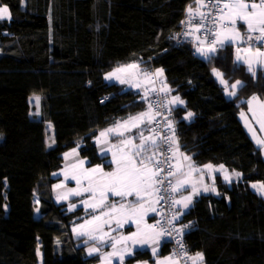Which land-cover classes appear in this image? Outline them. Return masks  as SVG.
Instances as JSON below:
<instances>
[{"label": "trees", "instance_id": "1", "mask_svg": "<svg viewBox=\"0 0 264 264\" xmlns=\"http://www.w3.org/2000/svg\"><path fill=\"white\" fill-rule=\"evenodd\" d=\"M0 4L12 17L0 21V264L97 262L71 231L83 208L69 209L76 199L55 201L54 174L75 146L89 165L111 167L94 136L146 104L138 90L104 75L135 61L148 71L161 68L169 96L184 101L171 105L181 150L196 165L224 164L239 174L230 185L216 175V193L197 195L183 214L193 221L185 234L190 257L203 253V264H264V199L249 189L251 181L264 183V158L238 117L249 97L264 100V69L249 72L232 45L219 47L211 61L193 44L173 45L168 37L194 0ZM213 69L228 84L243 82L236 96L225 97ZM32 95L39 96V116L31 112ZM160 253H169L167 244ZM150 258L148 250H136L125 262Z\"/></svg>", "mask_w": 264, "mask_h": 264}, {"label": "crops", "instance_id": "2", "mask_svg": "<svg viewBox=\"0 0 264 264\" xmlns=\"http://www.w3.org/2000/svg\"><path fill=\"white\" fill-rule=\"evenodd\" d=\"M244 2H250L251 3H257L259 4L260 0H247ZM193 9V11H196L197 4L194 6H189ZM188 7V8H189ZM187 8V9H188ZM201 10V9H200ZM246 25L241 27V22H237V29L241 33V35L244 34L246 31ZM190 37L192 38L193 42L197 43L198 45H195V53L198 55L200 52L196 50L197 48L203 47L205 50L208 49V47H205L204 41L201 39V37L198 35V33L193 30L190 33ZM203 41V43H201ZM226 45H232L234 49V55L235 60L237 57V49H240L239 55L241 57L240 61H237L238 63H242L246 66L248 69L249 64L246 61H252V68L253 72L255 73L258 68L264 69V62L262 63H256L255 57L251 55L250 52L245 51V49L249 47H245L241 44V42H233L231 44ZM206 46H211L207 45ZM251 52L254 53L257 48L260 49V51H264V48L260 47H250ZM201 54V53H200ZM213 53H210V55ZM262 61H264V58H262ZM129 64H136L138 65V68L135 69V76L133 79H130L128 83L121 84L119 80H117L115 77L113 79H106L108 81H113L120 83L125 89L128 88H134L140 92V97L145 101L146 98V89L149 87L148 80L149 76H146L145 73H149L148 70L145 69L143 66L142 61H135V63H129ZM119 67H124V65H117ZM115 66V67H117ZM157 68H155L156 71ZM112 71V70H110ZM110 71H108L110 73ZM107 73H105L104 76H106ZM251 72V73H253ZM120 73V75H119ZM116 75L119 76L121 79H124L127 76V73L124 71L116 72ZM165 81V79H162ZM139 85L137 87L136 85ZM224 94L227 99L232 98L230 95ZM229 96V98H228ZM174 97V96H173ZM252 97H249L247 100V106L241 110L247 111L249 108L252 107H258L259 110H261L262 113H264V100L257 97L256 100H252ZM171 96H169L170 100ZM252 101L251 104L248 103V101ZM145 108L141 110L140 112L131 115L136 116L139 113L142 112H148V104L145 101ZM179 105V104H177ZM240 110V111H241ZM239 111V113H240ZM238 113V117H239ZM150 116H154L152 110L149 113ZM264 115V114H263ZM130 117V116H129ZM128 118V117H127ZM125 119L119 120L121 123H123ZM240 119V117H239ZM258 120L260 122H258ZM241 121V119H240ZM117 122V121H116ZM115 122V123H116ZM252 123V135L247 131L246 127L244 126L243 122L241 121L243 127L249 134V136L252 138L255 145L259 148L261 156L264 158V144H260L257 141H264V118L262 114L260 116L258 115L256 121H250ZM115 123L112 125L101 129L97 132V134L94 136L93 140L95 144L97 145L98 138L100 137V134L102 132H106L107 129L113 128ZM130 126V125H129ZM148 125H141L140 129L133 128L131 132H125L124 136H117L113 135L112 133H106L105 138L106 142L104 143L103 147H98V152L100 156H106L108 160L111 162V167L106 169L102 164H94L89 165V162L86 158H83L80 156L78 146H75L63 153V161H62V167L61 169L54 175L55 182L52 185L53 188V196L55 201L57 202H66L70 199H76V201L73 204H69V209H74L79 206L83 208L84 215L82 217V220L80 222H76L72 226V234L76 238H82V242L79 244L85 245V251L87 255H96L98 256V260L96 263L93 264H121L120 260L117 257H110L109 254L115 252H118L120 254L124 255L123 264H176L174 260H172L168 254H161L160 253V247L162 244V237L161 235H158V233H161L158 229L149 230L145 228V225H151L150 220L152 219L155 212H148V214L144 217L143 222L140 223L138 226L135 222V217H132L131 219L127 218V210L132 206H138L139 204H143L145 208L148 207H155L157 208L158 203H152V201H155L157 198L156 194H153L151 196L145 195L143 200H138L135 196H127L124 198H121L119 196H113L111 192L107 193V199L105 200L104 205L101 208L92 209L87 206V203H96L100 200V191L99 189L96 191L95 196H93V193L90 191H84V189L89 187V180L85 178L86 175L89 174V170L99 167L104 173L113 172L117 165L114 162L113 158V152L117 154V157L121 155L120 148L122 147L121 141L125 139H134V143L139 144L140 140L137 138V132L142 131L143 136L147 137L150 134L154 135L153 132L149 130ZM120 131H124L123 128L120 129ZM155 136V135H154ZM113 145H116V147H113ZM73 149H75V152H73ZM127 147L124 146V151L127 152ZM153 151L156 152V149H153ZM65 153H68L69 155L65 157ZM187 155L185 152H183L180 148V145L178 142H175L174 150H173V157L175 161L176 170L174 173V185L177 184L178 181H186L183 187H180L178 191L176 192V200H182L183 197L191 196V204L189 208L193 204L194 198L197 196V193L193 192V187L197 191L200 189L203 190L204 187H210L211 182L209 181V177L203 175V167H205L206 164L203 165H196L192 158L190 157L189 160H185L184 157ZM81 161L83 163H81ZM183 167V168H182ZM181 168V169H180ZM191 175L195 176L194 180H191ZM217 175V174H216ZM75 176L76 179H73L72 177ZM67 177V178H66ZM204 177V178H203ZM99 179V173L93 174V186L95 187V181ZM205 179V181H204ZM77 180H79V183H77ZM222 180V179H221ZM236 180V179H235ZM206 182V183H205ZM225 182V181H223ZM57 185H61V187H56ZM216 186V185H215ZM77 190L80 192V195H75L70 190ZM201 192L200 194H202ZM67 196L68 199H60L59 197ZM72 205H75V207H71ZM112 205H115L116 211H110ZM121 205L124 206V210H121ZM179 208V213H185L189 210V208L185 209L182 204H177ZM103 213H108V215L102 216ZM96 216H102L101 220H94L93 218ZM183 215H180L179 218H182ZM108 221V223H103V221ZM125 220L127 222H125ZM91 222V223H89ZM118 222L120 226L118 227ZM81 225H83V228H81ZM138 227L140 230V235L135 237L134 239H140L141 237H145L148 239V243L145 244H139L134 243V240H123L122 237H128L132 236L133 233L138 232ZM78 233H88L91 234L94 237L104 236V243H101L99 240L96 239H90L88 234L78 235ZM115 238V239H112ZM115 244V248L112 246ZM91 248H98V252H94L92 254H89V249ZM155 249V252L153 251ZM136 250H148L151 254L150 259H144V260H138L131 263L125 262V260L132 256V254ZM131 252V255H128L127 253ZM197 253L193 254L192 257H195ZM198 264H203L201 261H197Z\"/></svg>", "mask_w": 264, "mask_h": 264}, {"label": "snow or ice", "instance_id": "3", "mask_svg": "<svg viewBox=\"0 0 264 264\" xmlns=\"http://www.w3.org/2000/svg\"><path fill=\"white\" fill-rule=\"evenodd\" d=\"M23 3L24 0H21ZM194 3L197 4L196 11H193L191 7L187 9L189 15V23H191L192 19L199 17L200 21H211L212 27L208 29L209 35L213 38L211 46L205 50L203 47L199 48L198 51L207 57L209 61H211L210 53H215L217 47H224L225 44H231L233 42H242V43H251L254 41H258L262 46H264V0H260L259 4L257 3H245L244 0H228V2L221 4L220 0H208L207 3L204 0H194ZM207 8L208 12H203L200 9ZM212 13H215L214 15ZM11 12L7 5L0 4V21L5 19L10 20ZM241 22V27L246 25V31L244 35H241L239 30L237 29V22ZM213 28L215 31H213ZM197 32L200 31V28L195 29ZM255 33H259L258 35H254ZM203 43V41H201ZM245 51L250 52L253 57H255L256 63H262V58H264V51H260L259 48L256 49L254 53L251 52V48L245 49ZM240 49H237V57L236 60L240 61L241 57L239 55ZM249 64L248 71L253 72L252 61H246ZM127 68H138L136 64H130L126 66ZM124 71V68H119L113 72L108 73L105 76V79H113L114 77L119 80L121 84L128 83L130 81L121 79L116 75V72ZM215 75L220 79V82L225 85V89L227 90L229 85L228 82L223 79V74L216 69H213ZM163 70L158 69L154 74L145 73L146 76L149 75H162ZM253 75L255 73L253 72ZM139 87V85H136ZM244 86L242 81H236L231 84L232 91L228 92L230 96H236V89L242 88ZM161 91H171V89H161ZM39 98L37 97V100ZM257 97L253 96L252 100H256ZM251 100L248 101L251 104ZM169 103H178L180 105L184 104V101L179 97H173L172 101ZM152 104H149L148 112H142L137 114L136 116H130L126 120L121 123L117 121L113 128L107 129L106 132H102L100 135L104 136L106 133H112L117 136H124L125 132H131L133 128L140 129L141 125H148L153 122L155 116H150L149 113L152 109ZM264 107V105H262ZM251 110V109H250ZM157 115L159 113H156ZM193 114L189 112L185 119L191 118ZM258 122H260L258 120ZM130 125V126H129ZM171 128V121L166 125ZM123 128L124 131H120ZM155 131L154 129L152 130ZM137 138H139V144L134 143V139H125L121 141L122 147L120 148L121 155L117 157V154L113 152L114 162L117 167L113 172L104 173L99 167L89 170V174L85 176L86 179L89 180V187L84 189V191H90L95 196L96 191L99 189L100 191V200L96 203H87V206L96 209L101 208L105 200L107 199V193L111 192L113 196H119L121 198L127 196H135L138 200H143L145 195L151 196L153 194L157 195L155 201L152 203H159L164 199L163 196L158 195L161 191L167 193V188H164L165 182L168 183V187L171 188L173 192L178 191L180 187H183L186 181H178L176 185H172L171 181L168 180V177L174 175L172 171V166L168 165L167 175L162 176V173L165 172V169L161 167V161L157 158V153L153 151V149L158 148L157 144V136L149 135L147 137L143 136V132H137ZM165 143L169 142V138L160 137ZM172 142L175 143L174 137L171 138ZM260 144H264V141H257ZM50 146V145H49ZM124 146L127 147V152L124 151ZM116 147V145H113ZM171 150V144H169V151ZM75 152V149H73ZM69 154L65 153V157ZM185 160H189V157H184ZM167 162V158L164 161ZM81 163H83L81 161ZM207 168H211V165H205ZM223 169V166H220ZM99 173V179L95 181V187L93 186V174ZM55 175V174H54ZM236 175H239L238 173ZM67 178V177H66ZM76 179L75 176L72 177ZM225 179H229L226 175ZM6 183V181H5ZM79 183V180H77ZM56 187H61V185H57ZM253 187H257V185H253ZM205 191L208 189L205 188ZM259 191L264 192V184L259 185ZM75 195L79 196L80 192L77 190H70ZM197 190L193 187V192L195 193ZM60 199H68L67 196L59 197ZM191 196L183 197L182 200L172 201L173 204H182L185 209L189 208L191 204ZM71 207H75L72 205ZM121 210H124V206L121 205ZM110 211H116L115 205H112ZM155 207L145 208L143 204H139L138 206H132L127 210V218L131 219L135 217V222L139 226L141 222H143L144 217L148 214V212H155ZM108 215V213H103L102 216ZM183 215V213H178L177 215L172 217V220H169L168 223H172L173 220H179V216ZM102 216H96L94 220H101ZM125 222H127L125 220ZM91 223V222H89ZM103 223H108V221H103ZM158 223V222H157ZM120 226L118 222V227ZM155 225H145L146 229L154 230ZM184 227H188L185 225ZM83 228V225H81ZM142 230L138 227V232L133 233L132 236L122 237L123 240H134V243L145 244L148 243V239L145 237H141L140 239H134ZM88 233H78V235H83ZM170 233H158V235H166ZM90 239L99 240L101 243H104V236L94 237L91 234H88ZM115 239V238H112ZM115 248V244L112 245ZM182 247V246H181ZM98 248L89 249V254L94 252H98ZM155 252V249H153ZM131 255V252L127 253ZM110 257H117L121 264H123L124 255L118 252H113L109 254ZM193 264H196L197 261H203V253H197L195 257L191 258Z\"/></svg>", "mask_w": 264, "mask_h": 264}, {"label": "built area", "instance_id": "4", "mask_svg": "<svg viewBox=\"0 0 264 264\" xmlns=\"http://www.w3.org/2000/svg\"><path fill=\"white\" fill-rule=\"evenodd\" d=\"M247 1V0H244ZM205 3L208 0H204ZM228 0H220V3H226ZM203 12H208L209 9L203 8L201 9ZM213 15L215 13H212ZM189 15L188 12H185L179 22L177 30L172 33L168 38L173 45L182 46L184 44H193L198 45L196 42L194 43L192 38L190 37V33L192 28L194 30L196 28H200V31H196L205 44L211 45L212 37L209 35L208 29L212 27L211 21H203L201 22L199 17L192 19L191 23H189ZM213 31L215 29L213 28ZM245 33V32H244ZM259 33H255L254 35H258ZM244 35V34H243ZM245 47H260L264 48L258 41H254L251 43H242ZM219 47H217L218 49ZM150 74L155 73V68L151 67L149 70ZM149 87L146 89V103L152 104V112L155 116V119L149 126V130L153 132L155 136H157V144L158 148L156 149L157 158L161 161V167L165 169V172L162 173V176L167 175L168 165L172 166V171L175 173L176 166L173 157L174 143L171 138L174 137V140L177 136V127L176 121L174 117V112L171 109V105L169 104V92L161 91V89L167 88L164 82L158 78L156 75H150L148 80ZM156 113H159L158 115ZM171 121V128L166 125ZM160 137L169 138V142L165 143ZM169 144H171V150L169 151ZM167 158V162L165 163V159ZM168 180L171 181L173 185V175L168 177ZM164 188H167V193L161 191L158 195L163 196L164 199L158 203V207L150 220L151 225H155V229H158L163 233H170L166 235H161L162 242L167 244L169 249V256L173 259L177 264H193L191 260L190 253L188 251V244L185 240V234L189 232L193 228V221L191 219H182L173 220L172 223H168L169 220H172V217L179 213V208L177 204H173L172 201H175L176 195L168 187V183L165 182ZM158 222V223H157ZM188 225V227H184ZM182 246V247H181Z\"/></svg>", "mask_w": 264, "mask_h": 264}, {"label": "rangeland", "instance_id": "5", "mask_svg": "<svg viewBox=\"0 0 264 264\" xmlns=\"http://www.w3.org/2000/svg\"><path fill=\"white\" fill-rule=\"evenodd\" d=\"M245 3H250V2H245ZM204 46L205 47H209V46H206V44ZM196 50L198 51L197 46H196ZM198 55L201 56L202 58H207V57H205L204 55H202L200 53ZM130 63H135V62H130ZM122 65H124V67H123L124 68V72L127 73V76L124 79L125 80L133 79L134 76H135V69H133V68H127L126 66L127 65H130L129 63H124ZM119 68H121V67H119V66L113 67L111 69L112 71H110V72H113V71H115V70H117ZM158 69H161V68H157L156 70H158ZM216 70L219 71L218 69H216ZM212 72H213L214 79L223 87V89H225V85L220 82V79L215 75V73H214L213 70H212ZM219 72H221V71H219ZM119 75H120V73H119ZM157 77L162 80L164 78V72L162 73V75H159ZM223 79H224V77H223ZM236 81H239V80H235L232 83H235ZM232 83L228 84L229 87H228L227 90L225 89V93L227 95H228V92L229 91H232V89L230 87ZM235 91L237 92V89ZM37 97L39 98L38 95H32L30 97L31 112H32V114L34 116H39V114H40L39 113V103H40V99L37 100ZM231 97L233 98L234 96H231ZM228 98H229V96H228ZM172 99H173V96H171L170 100H168V101L170 102V101H172ZM169 104L175 106L178 103H169ZM188 113L189 112L186 113L185 117L187 116ZM260 114H262V116L264 118V115H263L264 113H262L261 110L258 109V107L249 108L247 111L241 110L240 113H239V117H240L241 121L243 122V124L246 127L247 131L251 135H252V129L253 128H252V123L250 121H256L258 115L260 116ZM191 118H192V116H191ZM191 118H188V119H191ZM105 142H106L105 135L104 136H101L100 135V137L98 138V141H97V145L101 148V147H103V145H104ZM185 156H187L189 158L191 157L189 154H187ZM207 165H211L212 167L211 168L203 167L202 173H203V175L209 177V181L211 182V185H210V187H204V189L205 188L208 189L207 191H205L204 189L203 190L200 189L199 191H196L195 193H197V195H200L201 192H203V193H209V192L216 193V186H215V183H216V174L220 176V178L222 179V181H225L226 183H228V185H230V183L237 178V175H236L237 172L236 171H229L228 168L224 164L207 163ZM221 165L223 166V169H221V167H220ZM226 175L229 177V179H227V180L225 179V176ZM194 179H195V176L194 175H191V180H194ZM204 181H205V179H204ZM261 184H264V183L261 182V181H251V182H249V189L252 190L253 192L257 193L259 196H261L264 199V192L258 190V187ZM253 185H257V187H253ZM35 200L37 201V199H35ZM4 209H5V211L8 210V205L7 204L4 205ZM34 215L36 217L39 216L38 207L35 208ZM41 261H42L41 260V251L38 250V262L41 263ZM196 264H198V263H196Z\"/></svg>", "mask_w": 264, "mask_h": 264}, {"label": "clouds", "instance_id": "6", "mask_svg": "<svg viewBox=\"0 0 264 264\" xmlns=\"http://www.w3.org/2000/svg\"><path fill=\"white\" fill-rule=\"evenodd\" d=\"M164 82V81H163ZM165 84V83H164Z\"/></svg>", "mask_w": 264, "mask_h": 264}]
</instances>
